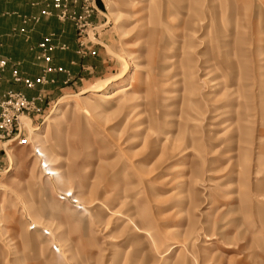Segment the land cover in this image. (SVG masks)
Listing matches in <instances>:
<instances>
[{
    "label": "rangeland",
    "instance_id": "obj_1",
    "mask_svg": "<svg viewBox=\"0 0 264 264\" xmlns=\"http://www.w3.org/2000/svg\"><path fill=\"white\" fill-rule=\"evenodd\" d=\"M94 4L96 69L0 146V264H264V0Z\"/></svg>",
    "mask_w": 264,
    "mask_h": 264
},
{
    "label": "crops",
    "instance_id": "obj_2",
    "mask_svg": "<svg viewBox=\"0 0 264 264\" xmlns=\"http://www.w3.org/2000/svg\"><path fill=\"white\" fill-rule=\"evenodd\" d=\"M41 7V0H0V55L9 60L0 79V92L12 89L32 95L41 92L45 86L78 83L81 80L80 75L85 71L96 69V65L86 63L88 57L77 52L79 36L71 21L43 15H40L37 21H23L24 16L39 14ZM20 27H24V30L20 31ZM49 32L55 33L56 41L67 45L64 49L53 50L52 63L68 68L69 74L50 72L47 75L55 78L53 82L38 84L33 88L14 81L11 77L13 66L29 76H36L41 72L40 66L43 62L36 58V45L43 35Z\"/></svg>",
    "mask_w": 264,
    "mask_h": 264
},
{
    "label": "built area",
    "instance_id": "obj_3",
    "mask_svg": "<svg viewBox=\"0 0 264 264\" xmlns=\"http://www.w3.org/2000/svg\"><path fill=\"white\" fill-rule=\"evenodd\" d=\"M42 7L37 15L24 16L23 21H37L40 15H54L59 20H71L77 30L79 36V51L84 52L85 35L91 26L90 17L97 10L94 0H41ZM24 30V27H20ZM55 33L49 32L37 43V60L43 62L40 69L41 72L36 76H29L21 73L15 66L11 70V77L14 81L23 83L26 87L33 88L38 84L53 82L54 77L48 76L50 72H68L61 65L52 63L53 50L67 47L66 43L55 40ZM8 58L0 55V79L8 65ZM43 99L42 93L27 95L20 90L7 89L0 92V146L2 142L9 138L21 143L24 141L22 135L21 116L24 113L38 112L41 110L39 105ZM2 164L0 162V170Z\"/></svg>",
    "mask_w": 264,
    "mask_h": 264
},
{
    "label": "bare ground",
    "instance_id": "obj_4",
    "mask_svg": "<svg viewBox=\"0 0 264 264\" xmlns=\"http://www.w3.org/2000/svg\"><path fill=\"white\" fill-rule=\"evenodd\" d=\"M109 4H111V3H109ZM110 6H112V5H110ZM111 14H114V10L112 9V7H111ZM122 61H123V65H124V73L121 77H119L117 79H113V80L112 79L100 80V81L96 82L95 84H92L88 88L89 92L93 93V94H97V96H103L106 89L115 85V83H117L118 81L127 79L128 75L131 74V69H134V67H135V64H133V61H132V53H130V52L125 53V55L122 56ZM131 88H132L131 86H128V87L124 88L123 91H128ZM69 108H70L69 105L66 104L64 107L58 109L56 115L50 116V119H51L50 122H55V121L59 120L62 116H64L68 112ZM21 123H22V125L24 124L25 126H27V128H29L30 131L36 130L31 126L30 118L25 116V115L21 116ZM42 129H43V133L46 134L49 130V126L46 125ZM34 139L36 142H43L44 141V137L40 133H34ZM8 141H10V140H8ZM2 145H3V143H2ZM44 161H45L44 162V166H45L44 171L48 172L47 174L52 176L56 182L65 181V175L63 174V172L60 171L59 168L52 167L51 163H49L48 160H44Z\"/></svg>",
    "mask_w": 264,
    "mask_h": 264
}]
</instances>
